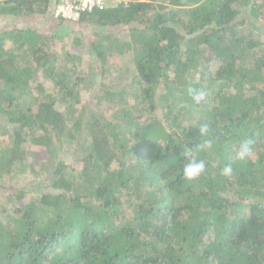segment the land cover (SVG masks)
Instances as JSON below:
<instances>
[{
  "label": "trees",
  "instance_id": "trees-1",
  "mask_svg": "<svg viewBox=\"0 0 264 264\" xmlns=\"http://www.w3.org/2000/svg\"><path fill=\"white\" fill-rule=\"evenodd\" d=\"M0 17L25 19L0 32V264H264V0H132L54 18L110 62L92 81L73 66L82 51L62 65L36 27L50 0H0ZM205 139L206 172L186 181L182 152ZM244 139L255 155L226 178ZM41 156L50 175L35 170Z\"/></svg>",
  "mask_w": 264,
  "mask_h": 264
},
{
  "label": "rangeland",
  "instance_id": "rangeland-1",
  "mask_svg": "<svg viewBox=\"0 0 264 264\" xmlns=\"http://www.w3.org/2000/svg\"><path fill=\"white\" fill-rule=\"evenodd\" d=\"M43 19V18H42ZM54 17L52 18H44L43 20H41L36 27H38V30L40 29V32L44 33V35H48V39L53 41L49 42V46L52 47L50 50L53 49L54 52H57V58H58V62L60 61L62 65L67 66L70 58L68 56H71V54H76L82 51L83 57H84V61L79 63V62H75L73 64V66L78 69H81V71L85 68L88 71L89 77L87 78L89 81H92V75L93 73L99 71V74L101 73V69L103 67L106 66H111L109 65L110 62H102V61H97L96 58H94V51L93 48L89 47V46H85L86 43L84 44V46H80L78 48L73 46V40H75V38L79 35L78 29H76V31H69V29L65 28V26L63 24H60L58 27H55V20ZM12 25H15L16 27H24L25 26V19H18L15 20L14 22H12ZM3 25L0 24V32L3 33L5 31V27H1ZM8 29H10V27H7ZM85 37L87 39H92L93 37V30H85ZM83 35V34H82ZM82 38V37H80ZM87 41V40H85ZM84 41V42H85ZM6 49H13L12 44L9 42L5 45ZM126 61V59H124ZM109 62V63H108ZM107 64V65H106ZM128 66L131 70V73L127 76H125L127 79H125L124 84L126 85H131L133 84V78L135 77V69L134 66L132 65V62L129 61ZM133 69V70H132ZM96 70V71H95ZM98 74V75H99ZM111 81V80H110ZM108 84H111L112 82L106 81ZM90 89H86L84 90V101L89 100L90 101H94V95L95 91H97L98 89H96L94 92L92 91V86H90V84H87ZM87 87V86H86ZM100 88V87H98ZM133 92L137 89V85L134 84V86L132 87ZM93 93V95H92ZM90 95H92V97L90 98ZM89 98V99H88ZM92 103V102H91ZM113 109H111V111H109L107 114V119H109V123L110 122H115V117L118 114H114L113 113ZM83 113V112H82ZM84 117H85V122L83 125H86V123L92 118V115H89L86 113H84ZM11 144V143H10ZM69 145V144H68ZM65 145V149H64V153L62 156L63 162L69 166L71 168L72 171L74 172H79L82 168V164L77 160V156L75 155V151L78 149V147H74V146H68ZM30 147V146H28ZM46 151V150H45ZM31 152H37L38 154L41 153V155H44V148L42 147H38L37 145H33L32 146V151ZM46 156V155H45ZM45 157L41 156V161L38 162L39 165H37L35 167V170L38 172H47L49 175L53 172V169L55 167V164L52 162H48L46 161V159H44ZM47 162V163H46ZM31 162V159L29 161H27V165H29ZM30 169L28 167L25 168L24 173L23 174H19L20 178L19 181L17 182V187L21 188L24 187V184H26V180L25 179H32L33 175H31L29 173ZM40 172V173H41ZM38 179H45V175L40 176ZM16 181H14L13 183H15ZM1 203H4V200L1 199L0 201Z\"/></svg>",
  "mask_w": 264,
  "mask_h": 264
},
{
  "label": "clouds",
  "instance_id": "clouds-1",
  "mask_svg": "<svg viewBox=\"0 0 264 264\" xmlns=\"http://www.w3.org/2000/svg\"><path fill=\"white\" fill-rule=\"evenodd\" d=\"M54 17V16H53ZM55 18V17H54ZM56 19V18H55ZM188 96L196 105H200L205 99L206 93L194 86H189L187 89ZM208 134V126L204 124L200 127V137H205ZM253 141L251 139L241 140L233 149V155L229 158L221 169V175L226 178H231L234 173L233 164L236 161H245L251 159L254 155ZM212 147L210 140H203L202 143L196 144L195 147H186L182 152L185 163L182 169L183 178L186 181H194L203 176L206 172V163L203 159L199 158V152Z\"/></svg>",
  "mask_w": 264,
  "mask_h": 264
},
{
  "label": "built area",
  "instance_id": "built-area-1",
  "mask_svg": "<svg viewBox=\"0 0 264 264\" xmlns=\"http://www.w3.org/2000/svg\"><path fill=\"white\" fill-rule=\"evenodd\" d=\"M56 19L78 21L84 14L105 11L111 3L129 4L132 0H50Z\"/></svg>",
  "mask_w": 264,
  "mask_h": 264
},
{
  "label": "crops",
  "instance_id": "crops-1",
  "mask_svg": "<svg viewBox=\"0 0 264 264\" xmlns=\"http://www.w3.org/2000/svg\"><path fill=\"white\" fill-rule=\"evenodd\" d=\"M19 19H23V17L22 18H19ZM15 20H18V18H9V17H6V18H3V17H0V24L1 25H3V26H1V27H5L6 29H5V31L6 30H8L7 29V27L8 26H10V25H12V22H14Z\"/></svg>",
  "mask_w": 264,
  "mask_h": 264
}]
</instances>
